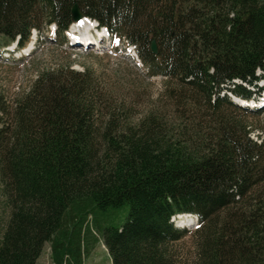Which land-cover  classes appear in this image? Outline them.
Returning <instances> with one entry per match:
<instances>
[{
	"label": "trees",
	"instance_id": "1",
	"mask_svg": "<svg viewBox=\"0 0 264 264\" xmlns=\"http://www.w3.org/2000/svg\"><path fill=\"white\" fill-rule=\"evenodd\" d=\"M74 5L166 80L176 115L122 122L115 107L101 120L89 70L62 65L12 102L0 95V264H36L45 244L53 264H82L91 214L125 207L103 228L111 264H183L178 214L199 218L192 264H264V140L240 117L263 112L227 95L255 100L248 87L264 80V0H0L3 46L50 25L65 44Z\"/></svg>",
	"mask_w": 264,
	"mask_h": 264
},
{
	"label": "rangeland",
	"instance_id": "2",
	"mask_svg": "<svg viewBox=\"0 0 264 264\" xmlns=\"http://www.w3.org/2000/svg\"><path fill=\"white\" fill-rule=\"evenodd\" d=\"M54 30L55 28L51 26L42 36L33 32L37 41L34 44V51L29 56L5 55L7 48L0 40V95L8 102H12L18 95L26 92L38 72L61 65L70 66L75 71L89 70L91 73L94 94L97 95L98 105L101 108L99 114L101 120L103 114L109 110L108 108L116 107L122 112V122H137L148 112L157 110L160 115L168 118L167 121L170 124H173L176 111L163 92L166 80L160 76H149L125 41L114 39L110 46L101 43L96 50H81L66 44L59 45V39L54 35ZM69 31L65 35L69 36ZM91 35L94 37L95 33L92 32ZM13 45L10 44L8 47ZM257 74L262 75L261 71H257ZM258 85L264 86V80H261ZM262 112L258 119L240 116L252 130L251 139L257 142L264 140V110ZM7 216L8 211L0 188L2 223L7 220ZM126 216L127 207L123 210L107 212L105 220L99 211L91 214L82 227L79 239L82 264H111L102 245L103 228L121 225ZM96 220L99 221L98 224ZM195 228H183L188 235L173 245L175 253L179 255L183 264L194 262L195 249L192 234ZM50 254V245L45 244L36 264H53Z\"/></svg>",
	"mask_w": 264,
	"mask_h": 264
},
{
	"label": "bare ground",
	"instance_id": "3",
	"mask_svg": "<svg viewBox=\"0 0 264 264\" xmlns=\"http://www.w3.org/2000/svg\"><path fill=\"white\" fill-rule=\"evenodd\" d=\"M93 24H95L94 21H90L89 19L84 18L78 22L73 23L70 26V32L71 33L80 32L81 34H84V32L89 30L93 26ZM91 40H92L91 38L83 37V38H80L79 41H81L82 44H85L88 42L87 44L92 46L93 43L89 42ZM240 102L244 103V100ZM178 219L179 220H177V224L180 225V227H186L188 225H191L193 222L192 219L189 217H179Z\"/></svg>",
	"mask_w": 264,
	"mask_h": 264
},
{
	"label": "water",
	"instance_id": "4",
	"mask_svg": "<svg viewBox=\"0 0 264 264\" xmlns=\"http://www.w3.org/2000/svg\"><path fill=\"white\" fill-rule=\"evenodd\" d=\"M71 14H72V21L73 22H78L82 19L81 14L78 11V8L76 5L73 6L72 10H71ZM150 51L153 54L157 53V47H156V43L154 40L151 41V45H150Z\"/></svg>",
	"mask_w": 264,
	"mask_h": 264
}]
</instances>
